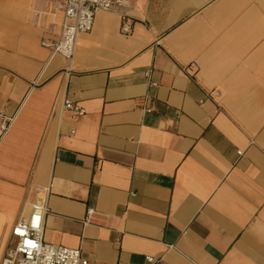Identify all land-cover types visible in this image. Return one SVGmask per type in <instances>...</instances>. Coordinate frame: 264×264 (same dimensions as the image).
<instances>
[{"label": "crops", "instance_id": "crops-1", "mask_svg": "<svg viewBox=\"0 0 264 264\" xmlns=\"http://www.w3.org/2000/svg\"><path fill=\"white\" fill-rule=\"evenodd\" d=\"M60 3L0 0V262L51 184L44 241L88 264H264V0L97 10L70 76Z\"/></svg>", "mask_w": 264, "mask_h": 264}, {"label": "built area", "instance_id": "built-area-1", "mask_svg": "<svg viewBox=\"0 0 264 264\" xmlns=\"http://www.w3.org/2000/svg\"><path fill=\"white\" fill-rule=\"evenodd\" d=\"M123 0H61L60 9L64 17L61 22V32L57 40L43 41V45L51 47L52 53H58L68 62L67 75L71 74V60L73 59L77 37L81 32L91 30L97 10H118ZM121 30L128 33L131 30V20L121 13ZM193 64H190L192 66ZM189 66V67H190ZM148 74V72H146ZM213 98L218 95L217 90L207 93ZM62 107L72 112V116L83 115L85 110L67 95L64 96ZM13 117H3L1 127L7 130ZM35 192L31 198L30 194ZM51 184L30 187L25 198L28 214L19 218L11 229L14 243L9 246L0 264H88L82 257L80 249L69 248L59 244L44 241L43 234L45 220L50 213L49 196ZM93 212L87 209V216ZM150 264H168L162 258L149 256Z\"/></svg>", "mask_w": 264, "mask_h": 264}]
</instances>
